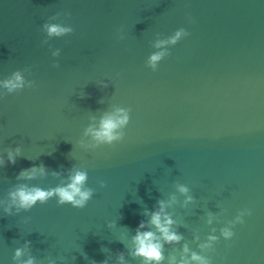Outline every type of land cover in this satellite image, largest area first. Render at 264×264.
<instances>
[{"label":"water","instance_id":"1","mask_svg":"<svg viewBox=\"0 0 264 264\" xmlns=\"http://www.w3.org/2000/svg\"><path fill=\"white\" fill-rule=\"evenodd\" d=\"M14 73L21 89L0 87V264H141L131 237L161 200L183 237L163 264L185 243L210 264H264V0H0V83ZM124 113L117 139L87 133ZM32 165L44 174L19 175ZM76 170L83 207L53 195L4 211L19 185Z\"/></svg>","mask_w":264,"mask_h":264},{"label":"clouds","instance_id":"2","mask_svg":"<svg viewBox=\"0 0 264 264\" xmlns=\"http://www.w3.org/2000/svg\"><path fill=\"white\" fill-rule=\"evenodd\" d=\"M44 28L47 30L49 35H62L69 32L71 29L59 24H45ZM184 29L178 30L175 35L170 37L169 41H161L160 43H175L181 35H187ZM164 55V52H157L153 54L150 59V65L155 69L156 62L160 60ZM23 80L19 73H14L11 78L0 83V87L6 89L9 93L14 90L21 89ZM123 112V110H119ZM128 117L127 114L114 116L107 115L100 121L98 128L87 129V133H91L92 137L97 141L111 142L120 136L118 129L123 126ZM86 133V134H87ZM19 149H17V154ZM8 162L15 163V154L12 152L8 153ZM5 162L0 160V167H3ZM45 168L43 165L37 167L32 165L30 168L22 169L19 173L21 177L26 179L35 178L36 175L44 174ZM87 179V173L83 170H76L70 177L69 182L63 185H58L55 188L45 189L39 186H29L27 184L19 185L14 191L10 193L11 202L5 207V212H11L12 206H16V210L29 209L36 204L37 201L45 202L48 198L53 195L58 197V203H71L75 207H83L86 202L90 199L92 192L90 189L84 187ZM179 191L186 193L188 189L181 185ZM174 199V198H173ZM188 200L191 197H187ZM170 203V202H169ZM145 215L149 218L147 220H140L136 226L135 234L131 237V248L130 255L133 257H141V264H163L165 260L164 245L171 243H179L183 237L177 233L173 225L175 220L166 211V203L161 200L158 201V207L148 212L145 210ZM242 212L237 220L242 221ZM222 235L225 238H230L234 233L229 228L222 230ZM217 237L210 235L204 243L198 245L202 250L209 249L211 242L216 240ZM22 249H17L15 256L20 257ZM119 264H126L123 254L118 257ZM210 264L209 259L201 255L200 253L193 251L185 243L180 250L179 258L176 255H171L168 259V264ZM21 264H34V258L29 257L27 260L21 262ZM95 264V262H94ZM103 264H108V261H103Z\"/></svg>","mask_w":264,"mask_h":264}]
</instances>
